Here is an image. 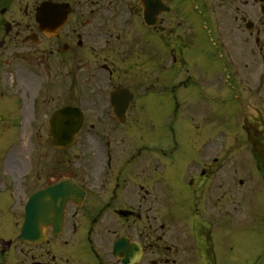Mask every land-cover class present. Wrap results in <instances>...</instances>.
<instances>
[{"label":"flooded vegetation","instance_id":"obj_1","mask_svg":"<svg viewBox=\"0 0 264 264\" xmlns=\"http://www.w3.org/2000/svg\"><path fill=\"white\" fill-rule=\"evenodd\" d=\"M196 20L223 54L226 78L199 73L192 134L181 146L178 118L148 111L159 103L154 92L167 90V80L153 82L150 63L162 52L177 62L199 33ZM137 53L151 79L134 87L139 92L113 86L133 95L119 121L102 95L108 87L98 84L96 96L86 87L97 72L114 76L117 58L136 61ZM34 71L48 77L51 99L64 88V101L91 106L75 144L8 192L18 199L21 227L28 198L71 182L73 191L40 197L63 200L60 235L46 223L42 243L9 242L6 212L0 264H264V0H0V98H23ZM34 87L27 83L29 95ZM50 113L40 105L31 129L47 145ZM72 151L93 179H54L78 177L72 155L64 159ZM184 153L186 170L176 161Z\"/></svg>","mask_w":264,"mask_h":264},{"label":"rangeland","instance_id":"obj_2","mask_svg":"<svg viewBox=\"0 0 264 264\" xmlns=\"http://www.w3.org/2000/svg\"><path fill=\"white\" fill-rule=\"evenodd\" d=\"M187 11L192 17H196L197 15L195 14H198L199 12V11H195L191 7H189ZM199 17H202V15H199ZM196 28L198 30L197 32L199 33L196 36L197 40L195 41L196 42L195 48H194L193 43H191L190 49L188 50V52H186L185 59L187 61L184 65V69L179 70L180 82L175 83L174 85L173 84L170 85V83L172 82V79L174 81L175 76L173 77L172 72L167 73L165 70H160V64L162 60L166 58V55L165 56L155 55L153 56L152 61L150 63V65L152 66V70H153V82H154V79L157 78L158 82L156 83V85L157 84L162 85V83H164L165 80H167L166 82L167 86L169 85V92L167 94L164 95V93H161L160 90L159 92L156 90L154 94H158L157 98H162V97L166 98V101H167V103L165 104L166 107H168L170 103L169 111H172L173 109V95L174 94L176 95L178 103L180 105L179 107L180 119L178 120L177 125H176V132L178 134H181L180 135L181 136V141H180L181 146L186 144V140L190 136V133L193 129L192 127L193 123H192L191 117L193 115V107H194L196 97H197V88L195 87L193 82L195 80H198L199 73L201 72L203 68L204 62H205L204 67H210V69L215 73L214 75L217 74V70L221 69L220 61L215 59L217 58V54H214V51L208 41V37L207 35H205L206 32L203 29L201 23L198 22L197 20H196ZM197 45L201 47L206 54H203V51L199 52L198 50H196ZM113 57L116 58L115 56ZM117 59L119 60L120 69L118 70V72H116L117 79L115 83H122L123 85H127L130 88H134L136 85H139L141 82L142 84H144L145 79H151L148 77V74L146 75V67L142 65L143 64L142 61L145 60L143 56L141 57L142 61L140 60L139 62L135 61L134 56H131L130 59H127V57L123 59L122 56ZM138 59H140L139 56H138ZM93 78H95L93 79L94 81L90 82L89 85L86 87V91L88 92V95L90 96H96L98 94L97 85L98 84L102 85L105 75L100 72H97ZM45 80H46V77L26 78L25 85H27V83L31 84L32 82H36L37 84V82H40V81H42L41 85H43V82ZM180 83H183L182 87L176 89L177 85ZM173 86L174 88L172 89ZM134 90L139 92L140 88H134ZM63 91H64V88L61 89L60 91H57L53 98V101L48 98L50 94H47L46 100H50L51 103L50 102H46V103L51 104L50 106L54 105V107L60 106V104L63 103V102L60 103L61 100L63 99L61 95ZM103 94L104 93L102 91V95ZM71 97L72 99L70 101H72V103L70 104L76 105L75 97L74 96H71ZM137 100L138 98L134 100L135 102L134 105L139 103ZM161 101L165 103L164 99H161ZM152 105L150 106V108H148V111L151 113H154L153 111H156L157 108L155 105H153L152 107ZM81 106H83L84 110L86 111V110H89V106H91V104L83 103L81 104ZM159 111L165 112L166 110L162 111L160 109ZM0 113H4L3 118L0 119V159H2L6 154L5 156L6 158L3 159L4 162L1 163L3 165H0V175L2 176V179H4L5 173L10 174V176L5 174L6 179H7V176L11 177L10 179H19L20 173H27L30 170L33 171L35 164H36V157H37V161L39 162L38 165H40L41 167V174H42L45 171V167L50 165V162L52 160V154H53L52 150H50L49 147L44 144L42 145L39 144V146L37 147L34 141L35 137L33 136V134L30 133L28 129L24 130L27 127L26 125L24 129L21 128V130H19L20 131V137H19V132L16 130V127H14L17 125L16 120L18 116V110L16 107H14V102L6 101L0 98ZM1 138L3 139L2 142H1ZM18 141H20V143ZM60 154H64V153H60ZM69 154H73V152ZM55 156H58V155L55 153ZM67 156L68 155H66L64 159H67L68 158ZM187 158H188L187 153H184L181 156L177 157L176 161H178L179 165L183 161L184 162L183 165H185V161L187 160ZM77 164L79 163L78 162L73 163L72 169L74 171L79 170V168L77 167ZM7 166L10 168L6 171L5 167ZM77 173L78 175H80L79 172ZM35 174L31 176V178L29 179H36ZM61 176H64V175L57 174L54 179H58ZM12 205H13V202L10 201L6 206L7 209L1 210V212L4 213V215L6 212L7 214L8 213L10 214L9 216L10 225H8V227L6 226L5 228L8 234L10 233L14 234L16 232V229L14 228L15 219L13 218L14 217L13 215H15L16 212H18V208L16 209L13 208L11 210H8V208L10 209V206ZM13 236L14 235H9L8 237L10 239H13Z\"/></svg>","mask_w":264,"mask_h":264},{"label":"water","instance_id":"obj_3","mask_svg":"<svg viewBox=\"0 0 264 264\" xmlns=\"http://www.w3.org/2000/svg\"><path fill=\"white\" fill-rule=\"evenodd\" d=\"M78 110L73 109V108H63L61 110H59L56 115L62 117V118H69L71 117L72 113H77ZM76 128V125H74L72 127L71 132L68 134L67 136V140H71V138L74 136L72 134V132L74 131V129ZM79 127H77L78 129ZM55 130H58V127L55 128ZM72 134V135H71ZM56 137H59V135H56ZM70 142V141H69ZM67 143H62L61 146H65ZM61 190L60 185H56L52 188H49L45 191H42L41 193L35 195L28 203L27 206V210H26V222L25 225L23 227L22 230V234H21V238L26 239L29 242H33L35 240H38V238L40 237V231L35 228V225L38 223V221L43 220V219H48L50 222L52 221L54 224H58V218H59V212L60 211H55V213L53 215H48V213H46L45 211H38V213H36V205L38 202L39 197L43 194V193H47V192H59ZM41 204H42V200ZM43 206V204H42ZM51 216V218H50ZM50 218V219H49Z\"/></svg>","mask_w":264,"mask_h":264}]
</instances>
